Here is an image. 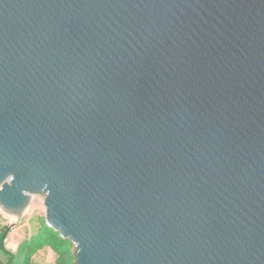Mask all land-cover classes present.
I'll list each match as a JSON object with an SVG mask.
<instances>
[{"label":"water","instance_id":"water-1","mask_svg":"<svg viewBox=\"0 0 264 264\" xmlns=\"http://www.w3.org/2000/svg\"><path fill=\"white\" fill-rule=\"evenodd\" d=\"M35 196L73 264H264V0H0V209Z\"/></svg>","mask_w":264,"mask_h":264},{"label":"trees","instance_id":"trees-1","mask_svg":"<svg viewBox=\"0 0 264 264\" xmlns=\"http://www.w3.org/2000/svg\"><path fill=\"white\" fill-rule=\"evenodd\" d=\"M31 228L24 235L14 252L5 249V239L10 229L0 233V249L4 252L7 264H43L34 260V257L43 250H50L55 260L53 264H73V245L63 240L58 233L47 227L43 217H33L28 221Z\"/></svg>","mask_w":264,"mask_h":264},{"label":"rangeland","instance_id":"rangeland-1","mask_svg":"<svg viewBox=\"0 0 264 264\" xmlns=\"http://www.w3.org/2000/svg\"><path fill=\"white\" fill-rule=\"evenodd\" d=\"M42 199H43L42 196H35L32 198V202L30 203V207L28 211L22 216L20 221L15 223V228L18 227V229L15 230L13 234H10V237L6 241V248L10 249V246H12L11 244L14 242V240L19 241V238L24 237L25 235L24 232L25 231L28 232L30 230L32 226L31 224L27 223L30 220V218H33L36 216H39V217L44 216V210L42 207ZM34 260L39 263H43V264H53L55 260V256L50 250L46 249V250L40 251L34 257ZM0 264H7L6 256L1 249H0Z\"/></svg>","mask_w":264,"mask_h":264},{"label":"built area","instance_id":"built-area-1","mask_svg":"<svg viewBox=\"0 0 264 264\" xmlns=\"http://www.w3.org/2000/svg\"><path fill=\"white\" fill-rule=\"evenodd\" d=\"M14 224L11 216L0 209V233Z\"/></svg>","mask_w":264,"mask_h":264},{"label":"crops","instance_id":"crops-1","mask_svg":"<svg viewBox=\"0 0 264 264\" xmlns=\"http://www.w3.org/2000/svg\"><path fill=\"white\" fill-rule=\"evenodd\" d=\"M28 223V222H27ZM26 223V224H27ZM28 225V224H27ZM26 225V226H27ZM18 229V227L17 228H15V227H13V228H11L10 229V232H9V234H8V236L6 237V239H5V249L7 250V251H10V252H14L15 250H16V248H17V246H18V244L23 240V238H19V241L18 240H14V242L11 244L12 246H10V249H8V248H6V241H7V239L10 237V234H13L14 232H15V230H17ZM27 230V229H26ZM26 232L27 231H25L24 232V234H26Z\"/></svg>","mask_w":264,"mask_h":264},{"label":"bare ground","instance_id":"bare-ground-1","mask_svg":"<svg viewBox=\"0 0 264 264\" xmlns=\"http://www.w3.org/2000/svg\"><path fill=\"white\" fill-rule=\"evenodd\" d=\"M26 212H27V209L24 211V213H26ZM10 216H11V220L13 223H16L18 221L17 216H15V215H10Z\"/></svg>","mask_w":264,"mask_h":264}]
</instances>
